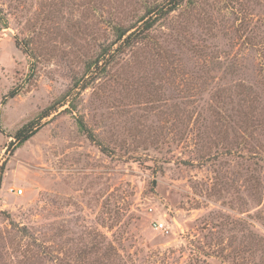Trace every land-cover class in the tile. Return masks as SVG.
Wrapping results in <instances>:
<instances>
[{
  "label": "rangeland",
  "instance_id": "1",
  "mask_svg": "<svg viewBox=\"0 0 264 264\" xmlns=\"http://www.w3.org/2000/svg\"><path fill=\"white\" fill-rule=\"evenodd\" d=\"M169 2L0 0V264H264V0Z\"/></svg>",
  "mask_w": 264,
  "mask_h": 264
},
{
  "label": "trees",
  "instance_id": "2",
  "mask_svg": "<svg viewBox=\"0 0 264 264\" xmlns=\"http://www.w3.org/2000/svg\"><path fill=\"white\" fill-rule=\"evenodd\" d=\"M182 1L183 0H170L169 6L166 8V10H162L163 11V14L164 13L166 14V13H168V12L173 11L174 9H176L178 7V5ZM152 12H153L152 10L148 9L147 12H146L147 16L141 17L140 22H142L141 28L143 30L150 29L151 27H153V25L157 21V18L156 17H153V18L148 17V15L151 14ZM129 30L130 29H122V28L121 29H116V40L119 41L122 45L129 44V42L132 39H134L140 33L139 32V29H135L134 31H132L129 34H127V36H125L126 33ZM98 61H99V57H98V60L94 61L95 65L97 64ZM48 115L49 114L46 113V114H42L40 117L41 118H44V117H46ZM33 124H34V122L29 123V124L23 126L21 129H19L15 133L14 140L17 141L18 144L19 143L21 144V143L27 141L33 135V132L31 130L33 128ZM79 125H80V129H82L83 131L87 132L88 137L90 139H92L93 138V135H92L91 131L86 130V127L81 122H79Z\"/></svg>",
  "mask_w": 264,
  "mask_h": 264
},
{
  "label": "built area",
  "instance_id": "3",
  "mask_svg": "<svg viewBox=\"0 0 264 264\" xmlns=\"http://www.w3.org/2000/svg\"><path fill=\"white\" fill-rule=\"evenodd\" d=\"M19 193H20V192H19ZM154 227H155L156 230H160V231L165 230L164 225H163L162 222H158V221H156L155 224H154Z\"/></svg>",
  "mask_w": 264,
  "mask_h": 264
}]
</instances>
